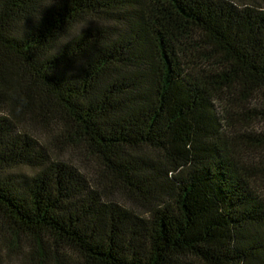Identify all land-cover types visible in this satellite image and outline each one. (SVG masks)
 <instances>
[{"label": "trees", "instance_id": "trees-1", "mask_svg": "<svg viewBox=\"0 0 264 264\" xmlns=\"http://www.w3.org/2000/svg\"><path fill=\"white\" fill-rule=\"evenodd\" d=\"M0 264H264V0H0Z\"/></svg>", "mask_w": 264, "mask_h": 264}, {"label": "clouds", "instance_id": "clouds-1", "mask_svg": "<svg viewBox=\"0 0 264 264\" xmlns=\"http://www.w3.org/2000/svg\"><path fill=\"white\" fill-rule=\"evenodd\" d=\"M83 27H84V26H83ZM83 27H82V28H83ZM82 28H81V29H82ZM81 29H80V31H81Z\"/></svg>", "mask_w": 264, "mask_h": 264}]
</instances>
